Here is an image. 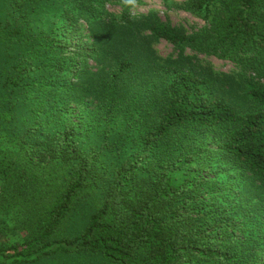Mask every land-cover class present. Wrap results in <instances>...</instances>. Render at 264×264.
Here are the masks:
<instances>
[{
    "label": "trees",
    "instance_id": "obj_1",
    "mask_svg": "<svg viewBox=\"0 0 264 264\" xmlns=\"http://www.w3.org/2000/svg\"><path fill=\"white\" fill-rule=\"evenodd\" d=\"M159 1L0 0V264H264V0Z\"/></svg>",
    "mask_w": 264,
    "mask_h": 264
},
{
    "label": "rangeland",
    "instance_id": "obj_2",
    "mask_svg": "<svg viewBox=\"0 0 264 264\" xmlns=\"http://www.w3.org/2000/svg\"><path fill=\"white\" fill-rule=\"evenodd\" d=\"M146 3H147L146 6L139 8L138 12L146 13L148 9H155L156 11L159 12L158 16L160 18V21L162 22L168 21L172 26L182 27L187 31H190V29L192 28H200L202 26V23L200 21L194 19L189 14H185L183 12L166 11L165 8H163V6L160 4L159 0H146ZM153 50L156 56L164 61L178 60L179 56L183 58L186 56L188 57L190 55L188 51L183 52L180 50L178 51L175 50L171 45H169L168 43L162 40L157 41L153 45ZM201 61L204 62L205 64H210L212 66L211 67L212 70L215 71L216 74L222 75L221 77H223L226 80L227 85H230V83H233L235 81L236 79L235 74L232 73L234 71V68L233 65H231L229 62L220 61L213 57L199 56L197 57L196 61L194 59L192 60L193 67L198 71H200L199 70L200 68H205L204 65L201 63ZM90 64L93 65V63ZM160 64H162V62ZM205 71L206 73L211 72L209 69H205ZM227 85L223 88L226 91L229 89ZM231 88L236 90L235 86H232ZM230 94H231V98L226 95L227 102H229L230 105L236 107L240 111L249 108L250 104L248 103V101H245L244 98H242L241 96H237L236 91L234 93L230 92Z\"/></svg>",
    "mask_w": 264,
    "mask_h": 264
}]
</instances>
